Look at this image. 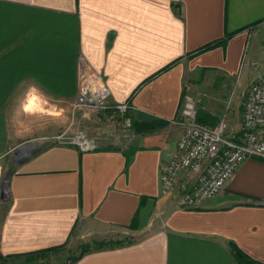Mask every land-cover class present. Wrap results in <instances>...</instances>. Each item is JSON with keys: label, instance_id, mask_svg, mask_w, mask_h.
<instances>
[{"label": "crops", "instance_id": "obj_1", "mask_svg": "<svg viewBox=\"0 0 264 264\" xmlns=\"http://www.w3.org/2000/svg\"><path fill=\"white\" fill-rule=\"evenodd\" d=\"M79 56L108 87L109 102L131 104L132 127L101 111L90 119L95 149L47 141L5 162L19 141L63 127L60 114L23 119L17 101L29 94L24 109L30 96L62 108L74 101ZM263 75L264 0H0V254L122 229L136 238L75 264H244L231 243L264 264L262 158L244 159L201 207L159 193L161 166L182 131L173 120L183 93L204 123L226 111L235 135L246 89Z\"/></svg>", "mask_w": 264, "mask_h": 264}, {"label": "built area", "instance_id": "obj_2", "mask_svg": "<svg viewBox=\"0 0 264 264\" xmlns=\"http://www.w3.org/2000/svg\"><path fill=\"white\" fill-rule=\"evenodd\" d=\"M253 67L257 64L253 63ZM96 75L83 56H79V81L73 108L110 111L125 128L132 126L129 102H109V89L97 82ZM181 126V134L168 160L159 173V193L176 191V202L184 208L201 207L208 199L220 195L239 164L246 158L264 159V77L259 76L246 91L238 134L227 133V113L222 112L214 125L197 119L194 97L182 96L179 117L173 120ZM67 129L44 140L75 145L81 150L97 147L94 137L82 132L68 135ZM177 189V190H175Z\"/></svg>", "mask_w": 264, "mask_h": 264}, {"label": "rangeland", "instance_id": "obj_3", "mask_svg": "<svg viewBox=\"0 0 264 264\" xmlns=\"http://www.w3.org/2000/svg\"><path fill=\"white\" fill-rule=\"evenodd\" d=\"M237 75H234V77H232L231 79V85H235L237 78ZM255 80V78L249 83V85ZM248 85V87H249ZM247 87V89H248ZM246 89V91H247ZM30 92V91H29ZM186 92V91H185ZM184 92V93H185ZM183 93V94H184ZM32 94V93H31ZM24 95L19 101H17L18 103V113L20 117L26 118V116H31L33 115L35 118H37V120H40L42 117L46 118L48 117L51 121L54 118L53 116L56 115H62L63 118L65 119V123L63 125V127H60L59 129L55 130V131H51V132H39L37 133L34 137H30L29 139H26L24 141H19L15 147H13L11 149V153L10 154H6L2 159H4L5 162L9 161L10 156L13 155L14 151L19 152V148L27 146L26 149L28 147H34L35 144H40V143H45L47 142V140H44L43 137L49 136V135H55L58 134L59 132H62L63 130L67 129V134L68 135H74L76 133L82 132L87 136H90L91 133H93L97 128H96V123L92 122L90 119H93L95 116H99L100 114H97L98 112L95 111H91L89 109L86 108H73L72 104L74 101H66L65 106L59 107L57 104H54L52 102V105L49 104V101L43 100L40 97L39 100H37V103H35L33 105V107L30 108H26L24 109L23 103L26 99V97L28 96ZM183 96V95H182ZM246 96V93H245ZM245 96H243L242 98V110H241V121H242V112H243V108H244V100H245ZM182 100V99H181ZM196 102V100H195ZM10 103V102H8ZM9 106L6 107V109H8ZM17 111V110H15ZM106 118H108V114L105 115ZM78 117H80L81 119H79ZM15 115H11L7 117V121L10 125V123L14 122L15 123ZM43 118V119H44ZM110 120H115L113 122L114 125L118 124V126H122L120 120L115 119L112 116H109ZM11 121V122H10ZM36 121V120H35ZM132 121V119H131ZM52 123V122H51ZM56 124L54 123V126ZM133 125V122H132ZM50 127L52 128L53 126ZM56 127V126H55ZM132 127V126H131ZM56 129V128H54ZM53 129V130H54ZM51 142V141H50ZM54 142V141H52ZM25 149V150H26ZM25 150H21L25 151ZM6 177L3 178L2 182H1V188H0V192H2V194L6 191ZM181 207V206H180ZM184 208V207H182ZM188 208V207H187ZM134 238H136V234H131L128 232H123L122 229L121 230H114L109 232L108 234L104 235V236H100L98 238L95 237V239H91V240H87L86 242L85 239H81L79 237H74V235H72L70 238H68L67 240H65L57 250H55L54 252H49L47 254V256L42 257V258H38V259H31V260H26V256H20V257H15V256H10V257H5V255H2L4 257H0V264H75L76 261L85 253H83L80 257H77V255L79 254L82 246L86 245L89 247H93L91 250L93 249H98V248H102V247H109V246H116V245H120L124 242H129L132 241ZM99 243H103L102 245H98ZM97 246H101L98 248H94ZM90 251V250H89ZM14 254V253H11ZM7 255V254H6Z\"/></svg>", "mask_w": 264, "mask_h": 264}, {"label": "trees", "instance_id": "obj_4", "mask_svg": "<svg viewBox=\"0 0 264 264\" xmlns=\"http://www.w3.org/2000/svg\"><path fill=\"white\" fill-rule=\"evenodd\" d=\"M230 36V34H226L225 37L223 39H221L222 41H224L225 39H227L228 37ZM220 43L219 40H216V41H211L201 47H199L198 49H196L193 53H197V52H201L203 50H206V49H209L211 47H213L215 44H218ZM197 119L199 121L200 118L198 117L197 115ZM202 122V121H201ZM264 160V159H263ZM131 227H133L134 225H132V222L130 223ZM62 244V243H61ZM61 244H57V245H51V246H47V247H43V248H39V249H35V250H31V251H26V252H20V253H14V254H7L4 256L0 255V257H10V256H15V257H20V256H26V260H31V259H38V258H42V257H45L47 256V254L49 252H54L55 250H57L59 248V246ZM103 243H99L98 245H102ZM231 246H232V249L234 251L233 255H234V259L237 263H244V264H263L257 260H255L254 258L250 257L249 255H247L246 253H244L240 248H238L235 244H232L231 243ZM98 247H101V246H97V247H94V248H98ZM93 247H89V246H82L79 254L77 255V257H80L83 253L91 250Z\"/></svg>", "mask_w": 264, "mask_h": 264}, {"label": "bare ground", "instance_id": "obj_5", "mask_svg": "<svg viewBox=\"0 0 264 264\" xmlns=\"http://www.w3.org/2000/svg\"><path fill=\"white\" fill-rule=\"evenodd\" d=\"M35 98H36L35 96H30V97L27 99L26 103H25V107L31 109V108L33 107V105H34L35 103H37V101H36ZM21 150H24L23 147L19 148V151H21Z\"/></svg>", "mask_w": 264, "mask_h": 264}, {"label": "water", "instance_id": "obj_6", "mask_svg": "<svg viewBox=\"0 0 264 264\" xmlns=\"http://www.w3.org/2000/svg\"><path fill=\"white\" fill-rule=\"evenodd\" d=\"M262 77H264V75H263ZM18 151H19V150H18ZM257 202H263V203H264V200H257Z\"/></svg>", "mask_w": 264, "mask_h": 264}]
</instances>
